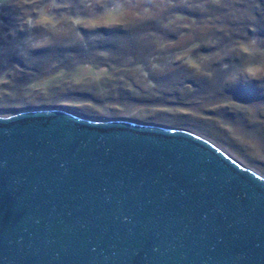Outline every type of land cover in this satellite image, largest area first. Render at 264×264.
I'll use <instances>...</instances> for the list:
<instances>
[{"label": "water", "instance_id": "1", "mask_svg": "<svg viewBox=\"0 0 264 264\" xmlns=\"http://www.w3.org/2000/svg\"><path fill=\"white\" fill-rule=\"evenodd\" d=\"M0 264H264V177L187 129L0 116Z\"/></svg>", "mask_w": 264, "mask_h": 264}, {"label": "rangeland", "instance_id": "2", "mask_svg": "<svg viewBox=\"0 0 264 264\" xmlns=\"http://www.w3.org/2000/svg\"><path fill=\"white\" fill-rule=\"evenodd\" d=\"M41 1L44 0L0 1L10 7L6 13H15L17 30L32 34L33 28L43 29L37 33L40 38H29L31 42L25 43L27 49L50 44L53 37L48 34L52 32L54 36L66 38L79 29L133 23L135 16L133 10L105 8L108 0H97L99 8L86 11L79 7L83 1L46 2L39 6ZM44 33L46 37H42ZM187 40L191 39L183 35L173 44L176 50L173 62L183 60L198 74L211 76L205 68L221 54L199 52L193 57L191 50L182 49ZM247 48L241 46L239 49L248 51ZM91 58L106 61L102 55L92 54ZM7 65L6 62L0 64V70ZM36 66L35 74L53 68L45 63ZM170 66H151L152 80L148 79L144 66L132 65L131 60L116 67L80 63L32 79L27 65L12 63L0 76V116L30 109L60 108L94 120L125 119L187 129L210 140L234 160L264 177V104L224 95L220 85L217 89L210 86L193 89V85L188 84L185 87L182 82L192 75L185 73L180 79L183 81H178V77L170 76L176 67ZM238 72L244 79L260 80L264 77V57L239 67ZM166 76L171 77L167 82ZM227 96L231 99L225 101ZM220 107L224 108L219 110Z\"/></svg>", "mask_w": 264, "mask_h": 264}, {"label": "trees", "instance_id": "3", "mask_svg": "<svg viewBox=\"0 0 264 264\" xmlns=\"http://www.w3.org/2000/svg\"><path fill=\"white\" fill-rule=\"evenodd\" d=\"M66 1H83L79 6L81 11L92 7L96 10L100 5L97 0H44L38 4ZM104 7L133 10V23L79 29L73 32V37L66 38L54 36L52 32L48 34L53 37L50 44L27 49L29 38H40L37 33L43 29H28L33 35L17 30L15 13H6L10 7L0 4V64L8 63L0 70V76L12 63L27 65L32 79H36L80 63L116 67L131 60L132 65L144 66L149 80L153 79L149 72L151 66L172 65L176 68L170 76L178 77V81H183L180 79L185 73L192 75L182 82L183 86L193 85V89L221 86L224 95L264 104V77L244 79L238 72L239 67L264 57V0H108ZM183 35L191 40H187L182 49L191 50L193 57L199 52L221 54L205 68L211 76L198 74L183 60L173 62L176 50L172 46ZM43 36L46 37V33ZM241 46L248 47V51L239 49ZM92 54L102 55L106 61H94ZM44 63L53 68L35 74L36 65ZM170 78L166 76V82ZM229 99L227 96L225 101Z\"/></svg>", "mask_w": 264, "mask_h": 264}]
</instances>
